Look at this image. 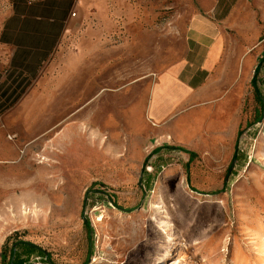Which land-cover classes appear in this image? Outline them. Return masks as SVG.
<instances>
[{
  "label": "rangeland",
  "instance_id": "374dc122",
  "mask_svg": "<svg viewBox=\"0 0 264 264\" xmlns=\"http://www.w3.org/2000/svg\"><path fill=\"white\" fill-rule=\"evenodd\" d=\"M101 1L113 21L108 32L88 38L69 72L45 70L39 79L58 91H25L0 115V151L16 150L0 154V264L4 247L18 241L54 264H153L174 233L158 264H264V63L255 86V73L243 77L225 155L202 135L156 152L166 144L148 116L151 91L187 57L198 2ZM6 5L0 0V20ZM90 25L91 33L100 28L98 19ZM261 52L264 44L251 53L261 61ZM19 255L45 264L23 248Z\"/></svg>",
  "mask_w": 264,
  "mask_h": 264
},
{
  "label": "crops",
  "instance_id": "0c3cea01",
  "mask_svg": "<svg viewBox=\"0 0 264 264\" xmlns=\"http://www.w3.org/2000/svg\"><path fill=\"white\" fill-rule=\"evenodd\" d=\"M197 2L199 12L188 28L187 57L158 76L148 116L156 137L166 144L163 147L181 136L191 140L202 135L205 144L212 142L225 155L236 139L238 110L242 108L238 94L243 92L244 80L253 78L260 62L251 52L256 45L264 44V0ZM102 3L7 0L0 20V83L13 70L21 78L30 79L26 93L57 92L54 82L39 79L45 70L69 72L74 60L85 55L88 38L99 40L108 32L113 21ZM93 8L98 11L91 18ZM93 19H98L100 28L91 33ZM261 53L263 59L264 52ZM44 100H37L35 107L43 108ZM32 103L26 100L22 104L29 107ZM15 151L11 148L5 152L12 156Z\"/></svg>",
  "mask_w": 264,
  "mask_h": 264
},
{
  "label": "trees",
  "instance_id": "16d2710c",
  "mask_svg": "<svg viewBox=\"0 0 264 264\" xmlns=\"http://www.w3.org/2000/svg\"><path fill=\"white\" fill-rule=\"evenodd\" d=\"M264 61L261 59L259 66L255 70V77L253 79V86L256 85V79L258 77L260 68L262 67L261 64H263ZM2 78V74L0 73V81ZM30 79L27 80L26 78H21V74L17 73L16 71H8V77L7 80L3 83H0V115H2L4 112L12 108L17 102L21 99L23 94L25 93L26 89L30 86ZM257 99L259 101H262L261 94L257 91L256 92ZM264 111V110H263ZM167 150H173L176 149L175 147L171 146H165L162 147ZM161 148V149H162ZM161 149H157L156 152H159ZM181 151H184L185 153L190 154V158H195L196 154L193 152L186 151L184 149H180ZM87 229L90 232V236L93 232L91 229V225L89 221H86ZM19 248H23L28 253H36L39 254L42 257V260L45 264H54L51 255L46 253L44 250L39 248L36 245H33L32 243L26 242V241H18L15 243L14 247L8 248L7 246L4 247V250L1 253V264H28L26 261H22L21 256L19 255ZM92 254V250H91ZM89 262V259L86 261V264Z\"/></svg>",
  "mask_w": 264,
  "mask_h": 264
},
{
  "label": "bare ground",
  "instance_id": "6f19581e",
  "mask_svg": "<svg viewBox=\"0 0 264 264\" xmlns=\"http://www.w3.org/2000/svg\"><path fill=\"white\" fill-rule=\"evenodd\" d=\"M176 239H177V234L176 233H174L173 235L168 236L167 241L162 245V247L160 248V251L157 253V256H155V260H154L153 264H158V262L160 260L164 259L167 256L168 248L170 247L171 242L175 241Z\"/></svg>",
  "mask_w": 264,
  "mask_h": 264
},
{
  "label": "built area",
  "instance_id": "2783aa9c",
  "mask_svg": "<svg viewBox=\"0 0 264 264\" xmlns=\"http://www.w3.org/2000/svg\"><path fill=\"white\" fill-rule=\"evenodd\" d=\"M72 16H73V17L76 16V13H73Z\"/></svg>",
  "mask_w": 264,
  "mask_h": 264
},
{
  "label": "water",
  "instance_id": "95a60500",
  "mask_svg": "<svg viewBox=\"0 0 264 264\" xmlns=\"http://www.w3.org/2000/svg\"><path fill=\"white\" fill-rule=\"evenodd\" d=\"M233 165H234V163L232 164V167H233ZM232 167H231V168H232Z\"/></svg>",
  "mask_w": 264,
  "mask_h": 264
}]
</instances>
